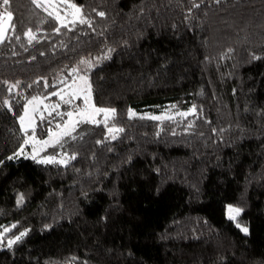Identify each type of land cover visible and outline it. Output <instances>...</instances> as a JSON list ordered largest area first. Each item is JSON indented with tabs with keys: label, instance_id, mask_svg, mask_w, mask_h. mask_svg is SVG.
<instances>
[{
	"label": "trees",
	"instance_id": "obj_1",
	"mask_svg": "<svg viewBox=\"0 0 264 264\" xmlns=\"http://www.w3.org/2000/svg\"><path fill=\"white\" fill-rule=\"evenodd\" d=\"M67 2L83 23L7 5L0 264H264V0ZM105 49L86 75L94 107L115 114L64 141L65 166L16 155L27 101H55L57 77ZM167 109L193 113L145 116Z\"/></svg>",
	"mask_w": 264,
	"mask_h": 264
},
{
	"label": "rangeland",
	"instance_id": "obj_2",
	"mask_svg": "<svg viewBox=\"0 0 264 264\" xmlns=\"http://www.w3.org/2000/svg\"><path fill=\"white\" fill-rule=\"evenodd\" d=\"M54 2L59 6L60 16L63 21V24L58 22L59 25H67L69 23L78 22L82 19L80 14L81 12L75 13L74 9L67 6L69 2L61 3L60 0H54ZM49 10L52 11V9ZM109 56L110 50L105 49L100 54L82 58L75 66L67 70V74L71 77L69 81H67L65 75H59V78L57 77V80L54 82L66 81L63 86L55 92V101L49 100L45 97H32L27 101L21 115L25 116V109H27V116H25L26 131L21 130L19 118V127L24 136L23 144L18 151V153H20L18 155L19 157L31 159L35 162L51 160V162L38 163L58 164L61 166H65L71 161L72 157L62 152L60 149V146L64 143V141L73 137L80 128L86 125L104 122V115L102 113L95 116L97 123L88 122L87 120L81 118L79 113L84 110L91 113L92 106H94L92 104V95L89 105H86L84 102V95L86 93L81 91V89L86 88V85L81 77L86 79L87 84L89 85L86 75L87 72L99 66ZM81 61H84V63H81ZM73 69H75V72H73ZM73 92L78 94L73 97ZM61 97H63V99H61ZM30 101H32V103H29ZM63 106H65V108H62ZM68 113H72V116L70 117ZM192 113V110L187 113H177L173 109H167L163 114L158 116L149 114L145 116L160 117V119L157 120H164L177 117L185 118ZM42 124H44L47 128L46 135L44 137H40L35 133L36 127ZM113 135L115 136V132L109 133L108 128L106 136L109 139H113ZM25 140H28L29 142L25 143ZM45 141L48 143H45ZM21 148H23V152H20ZM33 156H35V159L32 158ZM229 208L230 207L228 206L227 209ZM227 216L229 217L228 211ZM236 218L237 215L235 216V219L231 220L235 222Z\"/></svg>",
	"mask_w": 264,
	"mask_h": 264
},
{
	"label": "snow or ice",
	"instance_id": "obj_3",
	"mask_svg": "<svg viewBox=\"0 0 264 264\" xmlns=\"http://www.w3.org/2000/svg\"><path fill=\"white\" fill-rule=\"evenodd\" d=\"M31 2L35 5V7L37 8H42L44 11H46L48 13L49 16H54V18L60 22L61 24H63V21L61 19L60 16V9L59 6L54 2V0H31ZM61 3H65L67 2V0H60ZM9 4V0H3V5L5 6V12L2 16H0V42L3 41V39L5 38V34L8 31V28L12 27L11 25V21H12V13L10 11H7V5ZM67 6L69 8L74 9L75 13H80V8L76 7L75 5L68 3ZM49 9H52V11H50ZM98 15L103 16V13H98ZM81 23L84 22L83 19L80 20ZM7 25V26H6ZM26 35L28 36L29 42H31L32 39H34L31 31L27 32ZM81 63H84V61H81ZM73 72H75V69H73ZM82 80H84V83L86 85V88L81 89V91L85 92L86 94L84 95V102L86 105L90 104V99H91V88L90 85L87 84V80L84 79L83 77H81ZM15 87V85H10L9 86V91L11 92L12 89ZM78 93L73 92L72 95L73 97H75ZM61 99H63V97H61ZM29 103H32V101H30ZM5 106H7L8 102L5 101L4 102ZM11 110V109H9ZM104 115V123H107V120L113 116L114 110L111 109H103V108H96L94 106H92V110L91 113L87 112V110L82 111L81 113H79L81 115L82 119L87 120L88 122H92V123H97V121L95 120V116L100 115V114ZM68 115L71 117L72 113H68ZM129 115H133V113L131 112V110H129ZM25 116H27V109H25ZM25 116H21L20 117V124H21V130L22 131H26V126H25ZM152 119H160V117H151ZM122 131V129H114V128H109V133H113V132H119ZM113 139H115V136L113 135L112 137ZM28 140H25V143H28ZM45 143H48L47 141H45ZM20 152H23V148H21ZM20 153H17L16 155H19ZM33 159H35V156L32 157ZM9 159H12V157H9ZM37 162H51V160L48 161H37ZM22 197L20 198V201L18 202H22ZM240 210L236 209V208H229L228 209V213H229V218L230 219H235L236 215H239ZM245 233L247 232V229L244 228L242 229ZM5 231H7V229H5ZM24 233H21L19 236L16 237V241L20 240L23 237ZM16 241H9V247L11 246L12 243H15Z\"/></svg>",
	"mask_w": 264,
	"mask_h": 264
},
{
	"label": "built area",
	"instance_id": "obj_4",
	"mask_svg": "<svg viewBox=\"0 0 264 264\" xmlns=\"http://www.w3.org/2000/svg\"><path fill=\"white\" fill-rule=\"evenodd\" d=\"M5 6L3 5V0H0V16H2L5 12Z\"/></svg>",
	"mask_w": 264,
	"mask_h": 264
}]
</instances>
